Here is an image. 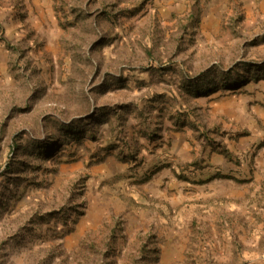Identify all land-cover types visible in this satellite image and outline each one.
<instances>
[{
	"label": "rangeland",
	"instance_id": "374dc122",
	"mask_svg": "<svg viewBox=\"0 0 264 264\" xmlns=\"http://www.w3.org/2000/svg\"><path fill=\"white\" fill-rule=\"evenodd\" d=\"M0 264H264V0H0Z\"/></svg>",
	"mask_w": 264,
	"mask_h": 264
}]
</instances>
